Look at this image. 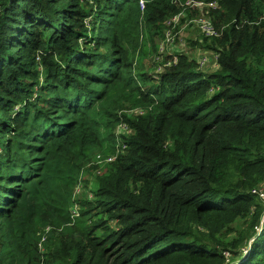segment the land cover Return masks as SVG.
Segmentation results:
<instances>
[{
  "label": "trees",
  "instance_id": "1",
  "mask_svg": "<svg viewBox=\"0 0 264 264\" xmlns=\"http://www.w3.org/2000/svg\"><path fill=\"white\" fill-rule=\"evenodd\" d=\"M261 189L264 0H0V264H264Z\"/></svg>",
  "mask_w": 264,
  "mask_h": 264
},
{
  "label": "rangeland",
  "instance_id": "2",
  "mask_svg": "<svg viewBox=\"0 0 264 264\" xmlns=\"http://www.w3.org/2000/svg\"><path fill=\"white\" fill-rule=\"evenodd\" d=\"M194 10H200V7H195ZM186 14V17L183 20L181 17L177 18L176 20H173V17L165 24V31L163 36H158L154 39V42L148 45V50L146 52L147 59L145 60V63L147 66L151 65L153 62L155 64V69L152 70L149 66V69H151L150 74L156 77V74L161 73V70L163 69L164 62L167 63L169 61L176 60L179 55L181 54H187L190 55L192 58H194L195 55V61L196 65L200 69L201 65H198V60L206 55L208 56V50H203L202 53L193 54L195 50H192L189 45V40L197 39L198 37H201L202 33L199 25L200 21H209L205 13L198 12L193 17L188 16L187 12H183ZM191 17V18H190ZM200 30V33H199ZM201 36H200V35ZM203 34V33H202ZM153 47H155V50H153ZM199 49V48H196ZM191 50V53L189 52ZM151 54H148V53ZM167 59V60H165ZM211 60V58H210ZM208 59V64L204 70L202 71H210L214 67L213 63L210 62ZM210 62V63H209ZM133 112H141L142 109H133ZM127 130L124 127H117L115 129V134H118V136L123 135L126 133ZM90 172V171H89ZM89 172H85L86 179L89 180V187L85 188V184L82 180L77 184L75 188V195H78L81 191L89 192L91 188V182L94 180V177L92 174H89ZM263 191V190H262ZM81 194V193H80Z\"/></svg>",
  "mask_w": 264,
  "mask_h": 264
},
{
  "label": "built area",
  "instance_id": "3",
  "mask_svg": "<svg viewBox=\"0 0 264 264\" xmlns=\"http://www.w3.org/2000/svg\"><path fill=\"white\" fill-rule=\"evenodd\" d=\"M186 5L187 6H190V7H200V6H202V3H194V2H187L186 3ZM179 17H186V14H184L183 12H181V13H179L178 15H175V16H173V20H176L177 18H179ZM171 19V18H170ZM169 19V20H170ZM168 20V21H169ZM209 21H207V22H205V21H200V25H199V27H200V29H201V31H202V33L205 35V36H216L217 35V31H216V29H215V27H214V25L212 24V22L210 21V19H208ZM167 21V22H168ZM167 22H166V24H167ZM201 33V34H202ZM202 34V35H203ZM208 56H206V55H204V56H202L199 60H198V65H201V67L200 68H206L207 66H205V65H207L208 64V59L210 60V53L208 52V54H207ZM214 58V57H213ZM165 60H167V59H165ZM177 61V59L176 60H174V61H169V62H167V63H165L164 62V66H163V68L164 67H167L168 65H170L171 63H174V62H176ZM210 62H212L213 63V65L215 64L214 63V61H212V60H210ZM209 62V63H210ZM121 127V126H120ZM117 136H118V134H116ZM260 191V196L262 197V199H264V192L262 191V189L261 190H259ZM255 192V191H254ZM73 213L74 214H76V212L75 211H73Z\"/></svg>",
  "mask_w": 264,
  "mask_h": 264
}]
</instances>
